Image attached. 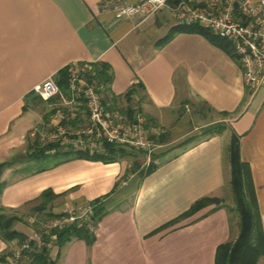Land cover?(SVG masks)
<instances>
[{"label":"crops","instance_id":"1","mask_svg":"<svg viewBox=\"0 0 264 264\" xmlns=\"http://www.w3.org/2000/svg\"><path fill=\"white\" fill-rule=\"evenodd\" d=\"M129 1L0 0V162L16 160L0 168L7 182L1 212L17 216L11 228L27 235L32 223L23 219L39 211L44 190L58 194L48 205L55 214L105 196L93 241L52 243L53 264H215L218 245L238 235L223 201L233 193V137L250 164L264 228V89L250 90L237 57L202 33L181 30L158 45L177 24L172 11L117 17L115 7ZM72 62L108 64L104 99L123 108L136 101L164 128L153 158L143 151L109 162L74 157L40 171L53 160L36 159L15 172L35 145L48 142L42 135L59 106L34 86ZM216 125L222 131H208ZM150 160L155 169L141 176ZM205 196L220 201L162 227ZM12 246L0 233V256Z\"/></svg>","mask_w":264,"mask_h":264},{"label":"built area","instance_id":"2","mask_svg":"<svg viewBox=\"0 0 264 264\" xmlns=\"http://www.w3.org/2000/svg\"><path fill=\"white\" fill-rule=\"evenodd\" d=\"M169 8L179 24H198L215 35L228 39L242 67L245 85L252 91L264 89V0H132L115 7L119 18L140 15L142 20ZM68 66V90L60 89L54 75L37 83L33 90L44 101L58 97L53 123L42 139L58 143L61 148L107 154L112 144L127 151H143L151 158L159 146L164 128L151 123L139 104L131 101L125 108L104 99L107 85L100 80L97 62H72ZM86 113V122H79ZM79 125L73 127L71 121ZM55 152V148L48 150ZM94 204L65 209L47 218L38 212L29 220L37 224L25 240H12L9 253L0 264H21L32 258L37 247L57 242L58 229L70 224L86 225L94 230ZM48 238V239H47Z\"/></svg>","mask_w":264,"mask_h":264},{"label":"trees","instance_id":"3","mask_svg":"<svg viewBox=\"0 0 264 264\" xmlns=\"http://www.w3.org/2000/svg\"><path fill=\"white\" fill-rule=\"evenodd\" d=\"M193 31L199 32L205 35L210 41L225 49L231 55H235L231 42L220 36L215 35L209 28L199 26L198 24H179L177 23L171 27L169 33L158 41V45H161L168 41L175 33L181 31ZM99 78L103 81L107 87L105 92L109 89L110 82L112 81V73L110 66L105 63H99ZM56 81L63 92L68 90V66L59 70L56 75ZM132 91V90H131ZM222 125H216L210 128L208 131H222ZM55 148V152L50 154L48 150ZM107 154L89 153L84 150L68 149L63 150L58 143L47 142L42 145H35L33 151L26 155L27 161L32 160H46L51 157L53 163L51 165L37 166L36 170L40 171L50 166L58 165L66 160L74 157L90 158V159H102L104 161H115L119 158L133 155V151H127L124 148L114 146L112 144L106 145ZM229 154L231 160V186L234 194V205L239 215V234L235 240H229L218 245L215 256V264H259V261L264 257V228L262 217L259 212L258 200L255 193L254 182L251 173L250 164L247 161H242L239 155V145L236 138L233 137L230 146ZM155 153L152 154V158ZM152 160V159H151ZM150 160L149 166L145 173L140 172L141 176L151 173L155 169V164ZM15 159H9L0 162V168L4 166H11L15 163ZM6 181L0 180V196ZM58 194L51 189H46L41 193L38 204L35 206V210L47 214L49 217H56L59 214L48 211L49 203L54 200ZM105 196L96 198L91 202L94 204L93 221L97 225L99 219L105 213V205L103 199ZM220 201L216 197L205 196L196 200L191 207L181 213L176 218L165 223L162 227L168 226L178 222L180 219L185 218L202 207ZM18 217L15 215H7L1 212L0 208V233L6 240L17 239L22 242L26 238V234L12 229V223ZM57 233V244L64 245L73 238H84L88 242H92L94 235L92 230L86 225L77 226V224H70L61 229L55 231ZM48 239V238H47ZM6 255V254H5ZM5 255L0 256L2 260ZM32 264H53L48 256V246L44 245L32 252Z\"/></svg>","mask_w":264,"mask_h":264},{"label":"rangeland","instance_id":"4","mask_svg":"<svg viewBox=\"0 0 264 264\" xmlns=\"http://www.w3.org/2000/svg\"><path fill=\"white\" fill-rule=\"evenodd\" d=\"M54 78H56V76L54 77ZM137 152H140V151H133V154L134 155H136V154H138ZM143 157L145 158L146 157V159H148V156H147V154L145 153V152H143ZM49 160H52V158L51 157H49V158H47L46 159V161H49ZM24 161H27V159H26V157H23V162H20L19 160L17 161V163L18 162H20V164H18V165H14V167L13 168H16L15 170V172H17V173H20V171H22L24 168H25V166H26V162H24ZM223 201L225 202V204L227 205V207L230 209V211H231V217L233 218V221H234V226L236 227V232H238V234H239V215H238V212H237V210L235 209V205H234V194L232 193V192H229V194L223 199ZM39 212V211H38ZM35 213H37V211H33V212H31L30 213V215L29 216H31V215H33V214H35ZM41 213H43V212H41ZM43 215H45L47 218H50L47 214H43ZM29 218V217H28ZM23 219V220H25L26 222H29V219ZM29 224H30V222H29ZM37 224H32V227H31V229H33V227H35ZM238 236V235H237ZM237 238V237H236ZM259 264H264V262L263 261H260L259 262Z\"/></svg>","mask_w":264,"mask_h":264}]
</instances>
